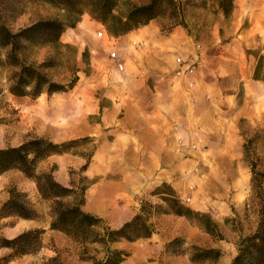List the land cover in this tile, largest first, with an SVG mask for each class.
Returning a JSON list of instances; mask_svg holds the SVG:
<instances>
[{
    "label": "rangeland",
    "instance_id": "374dc122",
    "mask_svg": "<svg viewBox=\"0 0 264 264\" xmlns=\"http://www.w3.org/2000/svg\"><path fill=\"white\" fill-rule=\"evenodd\" d=\"M41 21L60 26L12 40ZM235 26L233 0H0V149L32 139L53 147L29 173L0 166V207L13 197L30 210V217L14 214L15 206L0 215V264L108 256L109 264H232L257 227L248 161L264 170V94L247 97L208 67L200 81L217 86L194 88L201 52L233 48ZM244 51L255 63L252 77L264 82V51L250 43ZM22 65L36 67L42 83L74 84L13 94L10 85L34 79ZM231 95L244 114L258 104V124L237 122V148L225 147L228 125L218 136L207 118ZM46 173L72 192L43 197L35 176ZM75 203L95 224L54 228V210ZM35 228L42 231L35 251L1 246Z\"/></svg>",
    "mask_w": 264,
    "mask_h": 264
},
{
    "label": "trees",
    "instance_id": "16d2710c",
    "mask_svg": "<svg viewBox=\"0 0 264 264\" xmlns=\"http://www.w3.org/2000/svg\"><path fill=\"white\" fill-rule=\"evenodd\" d=\"M153 7V3L148 6L140 7V10H147ZM60 26L57 21H41L34 23L20 32L11 35L12 40L17 41L20 37L34 33L36 30L41 29H54ZM22 74H26L33 80L32 82H17L10 85V91L17 95H37L44 89L46 92L50 93L56 90H65L70 88L74 81L70 82L67 86H58L45 81L44 83L37 81L38 72L37 68L32 65H22ZM29 89V91H27ZM46 143L42 139H32L17 147H8L5 149H0V166L3 169L10 167H18L26 173H29L32 168L35 167V163L40 155H48L53 151V147H48V145H43ZM50 145V144H49ZM50 146H54L52 143ZM56 146V145H55ZM34 148V149H32ZM31 156V157H30ZM246 160L249 155L247 149H245ZM251 168V196L250 199H256L258 205V221L256 231L242 238L238 244L237 254L233 258L232 264H264V170H259L256 163L253 161H248ZM36 184L39 192L45 198H59L68 196L72 192L71 188L65 187L60 183L56 182L52 177L51 173L42 174L40 176H35ZM47 183V187L44 188L41 185V181ZM16 207L17 211L14 214L24 217H30V210L24 202L13 200L9 198L0 207V215L5 212L6 209ZM55 217L52 222L54 228H62L71 230L80 224H95L91 214L85 213L80 209L78 203L61 206L54 210ZM40 229H31L22 232L12 239H4V243L1 244L3 247L12 249L18 255H23L35 251L40 245ZM109 256L103 260H94L93 264H109Z\"/></svg>",
    "mask_w": 264,
    "mask_h": 264
},
{
    "label": "crops",
    "instance_id": "0c3cea01",
    "mask_svg": "<svg viewBox=\"0 0 264 264\" xmlns=\"http://www.w3.org/2000/svg\"><path fill=\"white\" fill-rule=\"evenodd\" d=\"M234 3V19H235V31L237 36L233 42V48L223 46V52L221 56L206 55L201 52V65L197 74L195 88L198 93L199 90L209 88L211 83L217 86V82L204 83L202 79V69L208 67L217 80L220 73L227 74L232 77V84H240L243 90V94L247 97L257 99L264 94V82L257 78L252 77V71L254 70L255 63L246 55L244 51V45L250 43L255 48H260L264 51V0H233ZM248 23L247 27H242V23ZM199 40H196L199 43ZM217 37L209 45L217 44ZM238 47V51L237 48ZM192 52L198 54L199 50L194 46ZM231 70H234L232 72ZM199 75H201L199 77ZM208 91V90H207ZM205 101L210 103L205 97ZM226 109L221 112H208L207 118L212 120L209 124L210 131L216 135L223 133V126L228 125L230 132L229 145H225L226 148H237L238 145H242L243 138L240 135V129L237 122L240 118H248L250 121L258 124V113H256V107L258 104L255 102L252 106L248 107L247 114H244L243 110H236L237 100L234 95L225 96L222 99ZM224 120H226L224 122ZM224 122V123H223ZM234 143H230V142ZM224 148V147H223Z\"/></svg>",
    "mask_w": 264,
    "mask_h": 264
}]
</instances>
